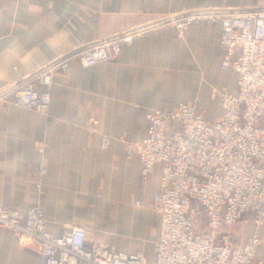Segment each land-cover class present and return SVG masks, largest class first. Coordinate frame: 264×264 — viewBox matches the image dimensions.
<instances>
[{
	"label": "crops",
	"instance_id": "0c3cea01",
	"mask_svg": "<svg viewBox=\"0 0 264 264\" xmlns=\"http://www.w3.org/2000/svg\"><path fill=\"white\" fill-rule=\"evenodd\" d=\"M256 8L264 0H0V207L26 216L40 205L55 236L84 227L88 247L103 243L146 255L144 242L160 232V217L157 232L147 214L161 168L143 178L140 158L127 156L123 138L142 141L150 112L186 102H197L214 120L209 93L238 90V73L222 67L221 24L197 20L181 33L170 21L196 10ZM148 26L118 60L86 67L76 59L70 71L55 70L46 114L10 103L14 84L59 57ZM226 70L237 76L234 89L223 83ZM103 136L111 138L107 149ZM135 201L146 205L144 213L122 210L123 204L138 209ZM252 228L245 239H261L257 258L264 262V224ZM114 235L127 237V249ZM0 264H42V258L0 227Z\"/></svg>",
	"mask_w": 264,
	"mask_h": 264
},
{
	"label": "built area",
	"instance_id": "2783aa9c",
	"mask_svg": "<svg viewBox=\"0 0 264 264\" xmlns=\"http://www.w3.org/2000/svg\"><path fill=\"white\" fill-rule=\"evenodd\" d=\"M197 20L221 24L222 67L238 73V90L215 89L223 108L218 119H207L197 102H186L150 112L142 141L123 138L127 156L140 158L143 178L161 168L160 190L149 204L161 222L155 258L103 243L88 247L84 227L73 226L55 236L46 230L40 205L26 216L1 206L0 227L19 244L35 247L42 264H264L257 258L261 239L253 234L239 243L231 230L244 219L257 227L264 224V8L196 10L170 23L183 33ZM151 27L129 30L59 57L14 84L8 92L10 103L46 114L55 70L70 71L76 59L86 67L118 60L123 49ZM110 142L103 136L104 149ZM36 189L42 194L40 184Z\"/></svg>",
	"mask_w": 264,
	"mask_h": 264
},
{
	"label": "rangeland",
	"instance_id": "374dc122",
	"mask_svg": "<svg viewBox=\"0 0 264 264\" xmlns=\"http://www.w3.org/2000/svg\"><path fill=\"white\" fill-rule=\"evenodd\" d=\"M149 27V26H148ZM146 28V27H145ZM231 70H226L225 74H223V76L225 77L223 79V83L225 85H227L229 88L234 89L236 87V74L233 72H230ZM214 85H219L218 80L214 81ZM209 89L205 90V93L208 92ZM211 94V102L212 105L214 104V108L210 106V110H209V117L213 118V119H218L220 117V114L222 112L221 110V106L220 104L216 101L215 98V89H213V91H211V93H209V95ZM136 203V201H135ZM138 209L132 210L130 208V206L123 204L122 206V210L124 211V209H126L129 212H133V213H144V210H146V205L144 206H140L137 207ZM149 210V214H147V221L149 223H151V227L154 229V231H159V219L157 214L152 211L150 208H148ZM128 225H125V229ZM231 230L235 236L236 241H238L239 243H241V240H244L246 238V236L252 232L253 228H252V223L250 220L248 219H244L240 222H238L237 224L233 225L231 227ZM153 231V230H152ZM144 231H138L136 232V235L138 237H143ZM158 234V233H157ZM157 235L154 234V236L152 237V243L151 242H144V248H145V253L147 255V257L149 259H152L154 257V240H156ZM113 240L116 241H120L122 242L119 243V245L121 247H123V249H127V246L124 245L123 243H127L128 241L126 240L127 237L125 236H121V235H114L111 237ZM110 246V245H109ZM113 247V246H110ZM114 248V247H113ZM116 249V248H115Z\"/></svg>",
	"mask_w": 264,
	"mask_h": 264
}]
</instances>
